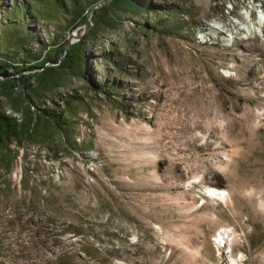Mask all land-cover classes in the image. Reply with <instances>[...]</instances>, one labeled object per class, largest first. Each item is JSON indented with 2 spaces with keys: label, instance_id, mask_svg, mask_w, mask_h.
Returning a JSON list of instances; mask_svg holds the SVG:
<instances>
[{
  "label": "rangeland",
  "instance_id": "374dc122",
  "mask_svg": "<svg viewBox=\"0 0 264 264\" xmlns=\"http://www.w3.org/2000/svg\"><path fill=\"white\" fill-rule=\"evenodd\" d=\"M229 255L264 264V0H0V264Z\"/></svg>",
  "mask_w": 264,
  "mask_h": 264
},
{
  "label": "bare ground",
  "instance_id": "6f19581e",
  "mask_svg": "<svg viewBox=\"0 0 264 264\" xmlns=\"http://www.w3.org/2000/svg\"><path fill=\"white\" fill-rule=\"evenodd\" d=\"M262 19H263L262 16L259 17V19H258L259 24L261 23ZM204 193L208 198L213 199L219 203H225V201H226L227 194L225 191L208 188L205 190ZM224 237L227 238L228 235H227L226 231L224 229H222V230L217 232V235L214 236V239H215L217 244H222V240ZM228 248H229V254H230V246H228ZM237 262L238 261H236V258H232L231 255L228 256V263L229 264H239Z\"/></svg>",
  "mask_w": 264,
  "mask_h": 264
}]
</instances>
